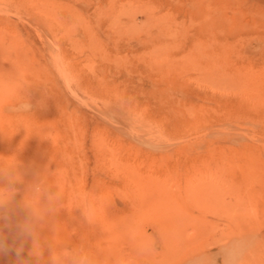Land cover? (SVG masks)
<instances>
[{"label":"rangeland","instance_id":"1","mask_svg":"<svg viewBox=\"0 0 264 264\" xmlns=\"http://www.w3.org/2000/svg\"><path fill=\"white\" fill-rule=\"evenodd\" d=\"M15 158L0 264H37L16 226L45 169L64 200L42 242L264 264V0H0V163Z\"/></svg>","mask_w":264,"mask_h":264},{"label":"clouds","instance_id":"2","mask_svg":"<svg viewBox=\"0 0 264 264\" xmlns=\"http://www.w3.org/2000/svg\"><path fill=\"white\" fill-rule=\"evenodd\" d=\"M32 108L29 100L11 107L14 112H30ZM52 172L45 169L36 172L35 178L25 189V194L19 207L24 211L25 217L17 227L18 237L24 241L31 239V255L38 258L37 264H105L91 249L86 241L79 244L64 243L54 246L52 243L42 242L41 230L62 209L63 194L58 187L48 183V177ZM24 174L20 170L17 159L0 163V218L7 219L6 213L14 203L19 189L18 184L23 183ZM79 206L83 220L88 225L95 224L96 202L93 197L83 195L78 197ZM47 248L48 256L43 255ZM6 250L3 238H0V252ZM23 251V244L16 249L17 256ZM21 264H28L22 261Z\"/></svg>","mask_w":264,"mask_h":264}]
</instances>
